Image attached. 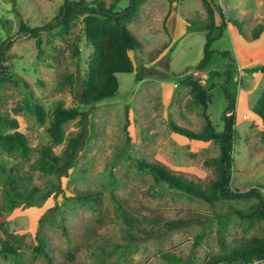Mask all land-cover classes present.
<instances>
[{
    "label": "rangeland",
    "instance_id": "1",
    "mask_svg": "<svg viewBox=\"0 0 264 264\" xmlns=\"http://www.w3.org/2000/svg\"><path fill=\"white\" fill-rule=\"evenodd\" d=\"M64 1L0 0V46L6 40L4 48L12 43L5 56L17 77V83H0V117L23 126L29 147L27 158L0 147V165L5 168L0 172V240L17 251L16 257L0 256V264H204L207 258L261 237L262 221L251 222L238 215L249 213L254 199L210 206L156 182L139 166H159L208 190L216 171L206 162L218 156L217 145L188 140L174 133L170 122L196 133L203 128L205 114L221 133L226 93L236 103L231 189L244 192L262 187L264 195V127L256 114L264 89L260 73L264 67V0H206L215 8L216 25L226 24L211 34L216 39L206 71L195 70L205 43V32L197 29L208 21L201 0L178 1L176 12L183 20L179 31L185 28L186 33L175 41L177 21L170 34L159 18L143 15L145 6L137 7L125 22L138 43L129 53L133 72L117 74L115 96L92 107L79 101L92 54L84 37L83 16L66 32L53 23ZM82 1L111 8L113 13L123 11L130 2ZM159 1L168 7V1ZM22 24L31 29L55 27L42 30L35 38L19 33ZM209 70L219 76L212 81L204 110L192 103L184 82L202 76L208 81ZM36 105L45 112L43 123L36 119ZM58 106L77 108L86 119L64 123V138L56 144L48 127ZM83 126L85 135L66 175L39 170L40 150L48 147L53 156L61 158ZM7 175L19 176L26 189L35 187L39 195L49 193V197L39 206L13 209L4 198ZM84 194L93 199L77 200ZM38 237L44 241L45 255L35 251ZM196 237H200L198 244Z\"/></svg>",
    "mask_w": 264,
    "mask_h": 264
},
{
    "label": "trees",
    "instance_id": "2",
    "mask_svg": "<svg viewBox=\"0 0 264 264\" xmlns=\"http://www.w3.org/2000/svg\"><path fill=\"white\" fill-rule=\"evenodd\" d=\"M119 1L115 0L116 3ZM144 1L130 0L129 6L118 13H113L111 8L106 9L103 5L95 4L94 2L82 0L64 1L53 23L61 31L66 32L79 16H83L84 37L88 46L92 49L87 73L81 81L80 104L92 107L105 99L114 97L119 87L117 74H131L133 72V63L129 53L138 48V43L129 35L125 22L129 20L132 13ZM201 2L205 7L208 21L204 26L197 29L198 31L205 32V43L203 45V57L195 66L196 71H206L209 69L213 54L211 44L216 39L211 34L214 29L221 30L226 27V24L223 22L218 26L216 25L215 8L213 5L206 0H201ZM54 27L53 24H49L48 27L31 29L22 24L19 28V33H25L28 36L37 38L42 30H51ZM163 29L165 31V26ZM261 31L262 26L258 28V32ZM220 33L217 38L220 36ZM6 41L0 46V83L5 81L17 83V77L11 70L10 60L5 56L6 51L12 43L4 48ZM38 44L39 40H37ZM77 52L78 50L75 48V53L77 54ZM260 73L264 75V67L260 68ZM218 76L219 73L209 70L208 85L205 84V86H202L197 80L190 78L185 80L184 84L190 88L192 103L194 105L207 110V104L211 98L210 93L214 87L212 81ZM225 97L227 106L222 114L223 128L221 133L216 132V129L205 114L203 128L200 132L196 133L170 122V129L188 140L202 143L214 142L217 145L218 156L206 162V164L214 166L216 171V179L208 190L191 181L175 177L163 168L153 164H147L145 167L139 166V168H146L156 182L165 183L169 188L176 189L210 206L219 201L254 199L256 203L251 207L250 212L247 214L238 213V215L247 221H262L264 227V195L261 191L262 187L251 188L244 192L231 189L236 103L226 93ZM34 110L37 121L43 123L45 119L43 108L36 105ZM256 114L264 127V89L261 98L257 102ZM78 117L81 123L85 122L86 114L80 113L77 108L64 109L60 106L56 107L51 113L48 127V134L51 139L56 144L61 143L64 138L63 124ZM3 128H7L8 131L2 132L1 129ZM84 135L85 126L82 127L81 132L77 136L69 140L68 147L61 158L53 156L50 148H42L38 163L39 170L59 176L66 175L67 171L73 166V159ZM262 142L264 145V134ZM0 147L6 153H16L21 158H27L29 147L23 126L15 120L0 117ZM0 172H5V168L2 165H0ZM4 187V198L11 204L13 209L19 206H23L24 208L39 206L40 201H44L49 197V193L39 195V191L35 187L26 189L22 186L21 178L17 175H7ZM92 199L93 197L89 194L80 195L77 198L80 202H88ZM175 225L178 226V224ZM196 239V244H198L200 237H196ZM37 242L38 245L35 251L38 255H45L43 239L38 237ZM0 245V256L4 259L17 256V251L9 242L0 240ZM255 258L261 259L264 264V233L261 237H252L246 243L224 255L205 259L204 264H237L240 261ZM166 260L176 261L172 257H166Z\"/></svg>",
    "mask_w": 264,
    "mask_h": 264
},
{
    "label": "crops",
    "instance_id": "3",
    "mask_svg": "<svg viewBox=\"0 0 264 264\" xmlns=\"http://www.w3.org/2000/svg\"><path fill=\"white\" fill-rule=\"evenodd\" d=\"M165 1H168V4H169L167 8H164V5H162V3L159 0H145L144 2H142V4L140 6L146 7L144 10V13H143L144 16H147V18H152V17L156 16L157 18H159L160 21L163 22V24H164L165 28H167L168 32H170V34H172L173 29L170 31V27L172 26V24L175 21H177L178 22V31H179V29L181 28L180 27L181 21L183 22L182 18L179 17L178 13L176 12L178 1L182 2V1H189V0H165ZM165 18H166V20L164 21ZM148 30H151V28L148 27ZM183 31L185 32V28H183L181 31H179L176 34V36H173V41H175V39H177L179 37L183 38V36L186 33V32L183 33ZM181 34H182V36H181ZM169 43H170V45H172V43H173L172 40H169ZM258 57H260V56L256 55L255 59H260Z\"/></svg>",
    "mask_w": 264,
    "mask_h": 264
},
{
    "label": "built area",
    "instance_id": "4",
    "mask_svg": "<svg viewBox=\"0 0 264 264\" xmlns=\"http://www.w3.org/2000/svg\"><path fill=\"white\" fill-rule=\"evenodd\" d=\"M199 73V72H198ZM197 81L204 86L206 84L207 81V77L206 76H202L200 77V79L198 78ZM237 264H263V261L261 259H251V260H243L238 262Z\"/></svg>",
    "mask_w": 264,
    "mask_h": 264
},
{
    "label": "water",
    "instance_id": "5",
    "mask_svg": "<svg viewBox=\"0 0 264 264\" xmlns=\"http://www.w3.org/2000/svg\"><path fill=\"white\" fill-rule=\"evenodd\" d=\"M9 41L6 42V45L8 44Z\"/></svg>",
    "mask_w": 264,
    "mask_h": 264
}]
</instances>
